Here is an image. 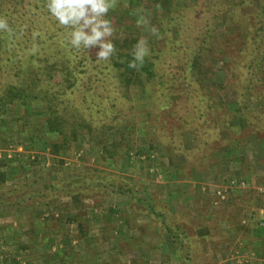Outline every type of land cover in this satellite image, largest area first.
<instances>
[{"label":"rangeland","instance_id":"obj_1","mask_svg":"<svg viewBox=\"0 0 264 264\" xmlns=\"http://www.w3.org/2000/svg\"><path fill=\"white\" fill-rule=\"evenodd\" d=\"M120 2L110 17L115 31H134L158 49L164 35L172 31L174 14L200 9L210 1ZM141 18L144 23H138ZM218 32H224L223 26ZM215 79L220 84V77L211 80ZM177 88L161 101L166 106L157 119L147 115L140 97L134 101L128 111L130 118L137 116L130 147H120L109 159L87 130L73 133L68 150L59 154L52 152L50 144L59 140L56 136L44 139L28 131L17 138V129L39 109L29 103L8 106L5 116L11 118L9 126L15 131L0 132V233L6 226L21 228L26 250L7 259L0 254V264H42L44 257L55 260L57 255L62 264H264V225L259 223V208L264 206V138L258 134L264 127L252 117L248 125L238 119V126L208 139L205 130L211 120L207 117L221 111L213 107L199 116V132L187 130L183 127L187 116H178L186 91ZM219 92L227 107L234 109L236 94L227 87ZM113 137L121 136L114 132ZM200 138L203 147L198 155L190 153ZM152 142L158 144L154 151ZM85 167L100 170L94 186L67 194L54 190L37 203L30 201V206L9 205L30 190L47 191L50 182L70 188L75 171ZM35 178L38 182L24 191L20 188L4 197L3 191L16 182ZM121 182H128L131 191L122 193ZM162 220L180 226L183 248L176 246ZM73 221L78 224L72 225ZM100 227L104 231L95 236ZM117 227L129 229L126 241L115 237ZM62 235L73 236L60 241ZM80 243L83 255L76 250Z\"/></svg>","mask_w":264,"mask_h":264},{"label":"trees","instance_id":"obj_2","mask_svg":"<svg viewBox=\"0 0 264 264\" xmlns=\"http://www.w3.org/2000/svg\"><path fill=\"white\" fill-rule=\"evenodd\" d=\"M120 1L115 0L108 18ZM209 1L200 9L174 14L170 21L174 26L164 35L163 46L156 49L149 45L143 64L130 68L138 33L114 31L109 39L115 44V53L109 60H99L98 46L77 49L70 44V27L60 25L50 14L47 0H0V17L6 18L11 28L10 32H0V132L15 131L9 126L11 118L5 116L8 106L29 103L39 110L30 115L22 129H17V138L28 131L44 139L56 136L59 140L50 144L52 152L59 154L68 150L73 133L87 130L91 141L101 145L103 157L109 159L120 147H130L135 129L132 121L137 116L130 118L128 111L134 108V101L140 97L147 115L157 119L160 109L166 106L161 101L180 86L184 88L178 92L186 91V96L178 116L189 117H184L185 129L199 132V116L213 107L221 111L207 117L211 120L205 130L208 139L235 128L238 119L247 125L250 117L258 119L263 129L264 0ZM219 26L224 28L222 34ZM218 76L220 84L218 79L211 80ZM226 87L236 94L232 110L219 92ZM114 132L121 137L114 138ZM258 134L264 138V129ZM197 141L190 153L197 154L203 147L202 138ZM151 145L153 151L158 147L153 142ZM99 171L91 167L77 170L70 188H57L50 182L47 191L30 190L9 205L30 206V201L37 203L54 190L67 194L92 186ZM101 181L108 185L103 178ZM37 182L36 178L16 182L3 191L4 197ZM121 183L124 187L120 185L118 189L125 193L129 183ZM162 223L176 246L183 248L180 226L164 220Z\"/></svg>","mask_w":264,"mask_h":264},{"label":"clouds","instance_id":"obj_3","mask_svg":"<svg viewBox=\"0 0 264 264\" xmlns=\"http://www.w3.org/2000/svg\"><path fill=\"white\" fill-rule=\"evenodd\" d=\"M115 0H47V9L60 25L70 27L69 42L72 46L85 49L98 46L96 58L109 60L116 51L115 44L109 37L115 31L109 9ZM141 18L138 23H144ZM11 28L4 17H0V32H10ZM146 39H139L134 45L130 68L142 65L149 53Z\"/></svg>","mask_w":264,"mask_h":264},{"label":"crops","instance_id":"obj_4","mask_svg":"<svg viewBox=\"0 0 264 264\" xmlns=\"http://www.w3.org/2000/svg\"><path fill=\"white\" fill-rule=\"evenodd\" d=\"M74 222H76V221H73V223H71V224L73 225ZM76 224H78V223L76 222ZM9 228H10V226H6L4 228V230L2 231V233H0V244H2V245H0V254H1V256L5 255L3 257L6 258V259H7V257H6L7 255L11 256L12 254H15V253L21 254L22 251L26 250L25 242L20 239L21 237H23V231L24 230L22 231L21 228H15L13 225L11 226L10 229ZM9 230H12V231H9ZM103 231L104 230H102L101 227H100V230L95 233V236H97L98 234L102 233ZM129 232L130 231H129L128 228H127V230H125V229H118V227H117V229L114 230V235H115L116 238H118L119 236L120 237L122 236L123 237V241H126L127 236L131 235V234H128ZM14 233L17 234V237H19V239H17V238H16L17 240L15 239ZM136 233H138V230L136 231ZM136 233H133V234H136ZM70 236H73V235H70ZM70 236L69 235H62V237L59 236L58 238H60L59 240L62 241V240H64V238H69ZM118 240H120V239H118ZM72 243H75V242L72 241ZM126 243L127 242L123 243L124 246L127 245ZM3 245H5V246H3ZM58 245L60 246V244H58ZM61 245H63V243ZM74 245H76V244H74ZM56 247H57V245H56ZM82 247H83V245H82V243H80L79 247L76 248V250L79 251V253L81 252L80 253L81 255H83L82 249H84V247L83 248ZM133 252H138V251L133 250ZM61 262L59 260L58 255H57L55 260H51L50 257L47 258V259H46V257H44V260H43L42 264L43 263H45V264H62Z\"/></svg>","mask_w":264,"mask_h":264},{"label":"built area","instance_id":"obj_5","mask_svg":"<svg viewBox=\"0 0 264 264\" xmlns=\"http://www.w3.org/2000/svg\"><path fill=\"white\" fill-rule=\"evenodd\" d=\"M259 213L261 215V218L259 219V223L261 225H264V206L259 208Z\"/></svg>","mask_w":264,"mask_h":264}]
</instances>
